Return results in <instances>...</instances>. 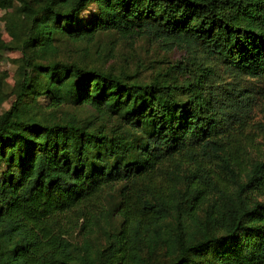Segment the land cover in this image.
Segmentation results:
<instances>
[{"label":"trees","instance_id":"1","mask_svg":"<svg viewBox=\"0 0 264 264\" xmlns=\"http://www.w3.org/2000/svg\"><path fill=\"white\" fill-rule=\"evenodd\" d=\"M1 20L19 56L0 264H264V159L240 133L254 94L218 71L264 75V0H0ZM107 31L185 55L149 81L55 58L57 38Z\"/></svg>","mask_w":264,"mask_h":264},{"label":"rangeland","instance_id":"2","mask_svg":"<svg viewBox=\"0 0 264 264\" xmlns=\"http://www.w3.org/2000/svg\"><path fill=\"white\" fill-rule=\"evenodd\" d=\"M94 9L93 4H89L80 17L89 18ZM0 32L3 40L8 41L9 36L4 30L3 21H0ZM57 51L55 58L62 60H74L86 66H93L103 70L113 72L123 71L133 74L142 81L151 80L158 72H164L170 64L180 60L185 54L182 49L173 48L166 50L163 44L152 39L148 35H122L114 31L100 32L93 40L73 41L64 37H59L55 41ZM16 50H0V91L2 95H8L1 103L0 110L7 109L13 100L11 89L14 84V73L17 70ZM219 74L223 80L238 82V85L254 94V101L243 107L239 113L245 114L240 132L252 140L250 149L247 151L249 160L264 159V75L261 76H240L231 77L219 69ZM234 79V80H233ZM39 103L46 102V98H38ZM38 113L46 114L49 110L44 106L42 109H35ZM71 112H76L80 116H85L93 112L88 106H64ZM248 165H250L248 163ZM116 194L113 192L107 197L109 203H113ZM113 224L117 222L115 217ZM160 260H163L161 257Z\"/></svg>","mask_w":264,"mask_h":264}]
</instances>
